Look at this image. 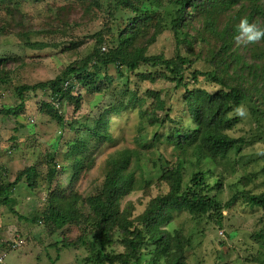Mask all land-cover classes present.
Here are the masks:
<instances>
[{"label":"trees","instance_id":"trees-1","mask_svg":"<svg viewBox=\"0 0 264 264\" xmlns=\"http://www.w3.org/2000/svg\"><path fill=\"white\" fill-rule=\"evenodd\" d=\"M0 1L5 4V11L12 20L11 27L18 31V37L25 39L27 48H57L60 45L33 42L30 37L37 35L46 39L58 35L69 38L72 35L70 26L80 25L62 16L55 21L46 18L45 27L35 30L24 19L23 0ZM65 1L85 5L87 14L93 8L103 14L108 11L105 15L108 25L102 24L91 36L96 45L90 54L70 64L55 78L37 84L6 87L13 83L14 75L5 67L9 62H18L19 58L0 54V94H12L15 101L12 106L0 108V117L28 119L26 94L29 93L34 96L40 116L54 120L60 135L52 140L53 147L43 154L40 164L25 167L15 173L13 179L8 168L0 165V207L10 208L19 219L30 224L45 227L50 235L65 233L66 228L75 227L78 236L74 241H62V249L80 251L82 264H144L147 256L152 257L154 264H189L188 253L194 247L193 241L181 229L173 228L176 212L186 210L194 219H205L206 225L222 229L224 211L237 202L264 211V191H237L223 204L211 196L214 184L217 182L222 186L224 182V176L217 174V168L232 156L240 155L248 145L258 144V138L264 139V39L255 43L243 39V50H249L250 59L255 64L248 62L247 56L236 47L241 20L246 19L249 24L264 28V0ZM8 4L12 6L8 7ZM226 13L228 17L224 15ZM195 21L202 23L201 30L194 28ZM9 26L7 23L0 25L1 39H10ZM165 32L173 34L176 56L169 59L163 54L149 55L150 46ZM67 43L69 45L63 46L61 51L73 52L83 44L82 41ZM201 43H214L215 46L204 58L207 65L202 63L199 67L197 63H200L202 54L197 55L195 47ZM182 47H187V54L181 52ZM142 66L155 70L139 74L152 85L147 98L140 97L128 83L129 74H137ZM23 67L21 61L18 68ZM112 67L127 80L120 92V83L116 84L114 90L118 98L115 103L99 111L94 118L79 121V118L71 117V123H67L69 115L66 117L63 112L65 103H73L77 111L82 108L83 90L101 94L97 84L102 77L112 80L107 74ZM157 75L172 84L175 92L183 93L175 105L170 104V92L154 89ZM202 78L217 90L210 92L203 88ZM243 106L250 111L258 132V136L250 141L230 135L241 121L237 113ZM129 109L139 111L146 124L145 131L154 129L150 136L147 133V136L142 135L141 146L160 175L156 182L159 194L152 196L150 193L153 180L141 179L139 182L137 179V170L142 174L145 172L141 166L144 154L125 149L112 154L106 161L107 171L100 191L86 198L75 185L82 172L95 165L92 158L94 148L119 142L112 134L110 115L118 117ZM17 124V131L26 127ZM71 134L73 139L67 137ZM25 137L37 145L33 128ZM11 141L14 150L18 149L14 137ZM171 151V157L170 154L167 156ZM60 163H64L63 166ZM133 163L135 168L130 170ZM43 166L47 169L44 173L46 189L39 182ZM69 169L66 176L68 188L65 189L57 180L60 173H68ZM256 177L263 179L264 186V165L245 181L249 185ZM23 183L34 194L44 189L46 200L42 214L33 210L28 218L14 210L19 202L13 192ZM137 189H145L147 193L145 200L140 202L144 211L134 217L131 203L123 206V202ZM259 237L264 240V230L257 240ZM13 243L0 245V253L6 249L9 250L7 253L13 251ZM118 247L122 250L118 251ZM259 263L264 264V258H259Z\"/></svg>","mask_w":264,"mask_h":264},{"label":"rangeland","instance_id":"rangeland-1","mask_svg":"<svg viewBox=\"0 0 264 264\" xmlns=\"http://www.w3.org/2000/svg\"><path fill=\"white\" fill-rule=\"evenodd\" d=\"M23 1L27 4L25 5L23 2L24 19L35 30L45 27L46 18L55 21L62 16L69 17L72 21L71 23L79 22L80 25L75 27L73 24L70 26L69 30L72 35L69 38H63L58 35L46 39L37 35L30 37L33 42L60 45L57 48L48 47L44 50L27 48L24 46L25 39L18 37V31L15 30V27H11L10 23L12 20L9 19L5 11V4L0 1V25L7 23L10 25L8 31L11 32L9 35L10 39L0 38V54L4 53L19 58L18 62H9L5 67L7 72L11 71L14 75L13 83L6 86L8 88H13L16 85H33L55 78L70 64L80 61L90 54L96 45L92 35H95L99 31L102 24L108 25L105 18L108 11L103 14L97 8H93V11L87 14L85 12V5H80L79 2L35 0L37 3H33L32 0ZM11 6V4H8V7ZM103 9H106V7ZM224 15L228 17L227 13ZM224 19L222 17V21ZM198 23V21H195L193 26L195 29L201 30L202 23ZM243 39L242 37L238 40L236 47L238 46L240 49L238 51L241 54L247 56L248 62L254 63L255 61L250 59L249 50H243L245 46ZM70 41H82L83 44L78 50L73 52L61 51L63 50V46L69 45L67 42ZM214 46V43L211 45L201 43L195 47V53L197 55L202 54L200 63H197L199 67H201L202 63L203 65H207L204 58L208 56L210 49L214 48ZM181 52L187 54V47H182ZM148 54L151 56L163 54L169 59L174 58L177 54V49L173 34L165 32L159 36L157 41L150 46ZM21 61L24 63L22 69L18 68ZM191 70H189V74ZM148 71L154 72L155 70L142 66L137 74H129L131 77L128 83H130L131 89L138 91L139 96L144 98H147V91L152 88V85L149 83V80H143L139 74ZM107 74L112 80H105L102 77L101 81L97 84L102 90L101 94H94L89 89L82 91L83 104L80 110L75 111V105L69 101L65 103L63 112L66 114V117H68L67 114L69 115L67 123H71V117L79 118V121L94 118L99 111L115 103V98H118L117 91L114 90L117 87L116 84L120 83V92L125 88L124 85L127 83V80L120 76L113 67L108 70ZM189 80L192 79L190 78ZM201 80L203 88L208 89L210 92L217 90V88L205 83L203 78ZM191 82L193 83V81ZM156 83L153 86L155 90L170 92V95H172V99H170L171 105L179 102L178 98H181L182 92H175L174 86L159 76ZM26 97L29 101L28 115L30 116L28 119L24 117H19L18 119L0 117V165H5L8 168L11 179L14 178L15 173L23 170L25 167L40 164L39 162L42 161L43 154L47 150L52 149V140L57 136L60 137L56 122L49 117L40 116L38 107L34 104V96L28 93ZM13 104H15V101L12 94H0V108L2 106H12ZM241 109H243L245 114L241 116L237 113L241 121L240 123L238 122L239 124H237V127L230 135L234 138H244L250 141L258 136V132L255 130L256 123L246 106H243ZM110 119H112L110 123L112 134L119 139V142L114 145L109 143L102 144L93 149L92 158L95 165L92 169L82 172L75 185L76 189H79L81 194L86 198L96 195L100 191L105 179L107 171L106 161L117 151L130 149L144 154L142 157L144 163L141 162V166L144 167L145 172L142 174L137 170L136 176L139 182L141 179L153 180L150 193L152 196H156L159 194L156 182L160 175L153 168V160L150 159V156L147 159V151L141 146L142 135L147 136L148 134L150 136L154 129L144 130L146 129V124L142 122L143 119L138 110L129 109L118 117L110 115ZM17 123L26 127L20 128L17 131L19 128ZM32 128L36 136L37 145L25 137ZM259 136L261 135L259 134ZM12 137L18 142V149L14 150V143L11 141ZM67 137L73 139L74 135L71 134ZM258 140V144L248 145L240 155L232 156V159L224 162L222 167L217 168L216 172L218 175L224 176V182L222 186L217 182L214 184L211 196L216 198L219 204L227 203L237 191L247 192L252 190L255 193L264 191L263 179L261 177H256L249 185L245 181V178L253 172L260 170L264 165V160H261L264 158V139L260 137ZM169 154V157H171L172 151L168 152L167 156ZM63 164L60 163L61 166ZM134 168L133 163L130 166V170ZM46 171V167L43 166L40 171L42 178L39 179V182L42 183L45 189L47 188L46 181L44 180V173ZM69 172L70 169L68 173H60L57 180L60 184H64L63 188L65 189L68 188L66 176ZM44 192L43 189L34 194L25 183L19 185L13 192V196L19 202L14 207V210L28 218H31L33 210H36V214H42L46 200ZM146 193L145 189H137L134 194L125 197L123 206L130 202L134 217L139 216L144 211V206H141L140 202L141 200H145L144 195ZM224 216L223 228L220 229L214 227L212 224L206 225L205 219L201 221L194 219L186 210L174 214L172 221L173 228L181 229L193 241L194 247L188 253L189 264H260L259 258L261 260L264 258V240L261 237H259V240L257 238L261 234V231L264 230V211L262 209H253L243 202H237L231 209L224 211ZM78 233L79 231L75 227H71L66 228L65 233L59 232L55 235H50L45 230V227L30 224L23 219H19L10 208L0 207V245L9 244L20 239L24 240V244L19 250L7 253V264H82L83 255L80 251L78 252L74 248L62 249V241H74ZM121 250L122 248L118 247V251ZM5 251L8 252L9 250L6 249ZM144 262V264H154L151 256H147Z\"/></svg>","mask_w":264,"mask_h":264},{"label":"clouds","instance_id":"clouds-1","mask_svg":"<svg viewBox=\"0 0 264 264\" xmlns=\"http://www.w3.org/2000/svg\"><path fill=\"white\" fill-rule=\"evenodd\" d=\"M240 35L236 37L240 40L242 37L246 38L247 43H255L261 39H264V28H259L255 24H249L248 21L241 20L239 24ZM238 114L243 116L245 113L243 109L238 110Z\"/></svg>","mask_w":264,"mask_h":264},{"label":"built area","instance_id":"built-area-1","mask_svg":"<svg viewBox=\"0 0 264 264\" xmlns=\"http://www.w3.org/2000/svg\"><path fill=\"white\" fill-rule=\"evenodd\" d=\"M24 244V240L20 239L18 241H14L12 245L13 250H19L20 247ZM7 252L0 253V264H7L6 258H7Z\"/></svg>","mask_w":264,"mask_h":264}]
</instances>
